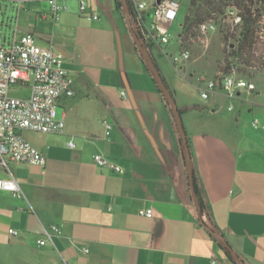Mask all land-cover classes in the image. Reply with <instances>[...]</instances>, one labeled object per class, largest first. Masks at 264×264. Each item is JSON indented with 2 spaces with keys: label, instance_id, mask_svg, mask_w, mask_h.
Wrapping results in <instances>:
<instances>
[{
  "label": "crops",
  "instance_id": "obj_1",
  "mask_svg": "<svg viewBox=\"0 0 264 264\" xmlns=\"http://www.w3.org/2000/svg\"><path fill=\"white\" fill-rule=\"evenodd\" d=\"M85 2L98 19L83 16L79 0H66L70 11L58 21L48 0L0 2L1 39L6 15L16 12L8 35L32 33L61 53L75 90L55 110L64 132L40 133L44 140L33 142L45 166L0 165V179L14 177L25 194L0 190V264H235L212 230L245 264H264V128L245 129L241 115L221 117L226 96L219 91L205 106H180L183 114L199 113L184 124L211 214L200 218L175 118L134 40L129 10L123 0ZM96 154L122 172L99 167ZM150 209L152 218L140 213ZM52 224L62 235L39 247L43 227ZM11 228L21 234L11 237Z\"/></svg>",
  "mask_w": 264,
  "mask_h": 264
},
{
  "label": "built area",
  "instance_id": "obj_2",
  "mask_svg": "<svg viewBox=\"0 0 264 264\" xmlns=\"http://www.w3.org/2000/svg\"><path fill=\"white\" fill-rule=\"evenodd\" d=\"M12 2L19 7L40 0H0ZM50 14L53 21H58L63 13L69 12L70 7L66 0H48ZM133 8V22L135 31L142 44L153 56L155 49H160L171 41V27L176 22L181 3L178 0H130ZM80 13L92 19L98 15L92 14L85 0H79ZM226 21L231 31L239 30L243 25L241 11L233 4L227 8ZM221 33L218 22L210 21L200 26L199 34L207 36ZM264 33L261 32L263 39ZM264 41V40H263ZM191 59L189 50L184 49L181 56L173 58V66L177 71ZM65 57L53 50L37 44L32 33L20 37H4L0 42V165L9 169V162L17 164H34L45 166V156L22 135L23 131L36 133L62 134L65 130V121L55 118L58 101L63 97L75 96L74 81L64 67ZM236 71L225 76H217L208 81L207 77L200 78L199 91L202 98L208 100L215 92H222L230 100L229 110L234 107V101L240 98L242 90L252 91L251 84ZM205 83V87H203ZM25 86L30 89L29 97L10 96L11 87ZM122 98L127 99L126 90L121 92ZM106 136L111 134L112 125L105 123ZM252 126L259 130L264 128L260 120L255 119ZM75 147L74 143H70ZM99 167H110L116 172H122L121 167L108 160L101 154L94 156ZM0 190L12 193L15 197L25 198L17 180L0 179ZM149 218L153 211L140 212ZM63 233L60 225L52 224L43 227V237L38 240V246L54 245V238ZM21 232L9 229L11 237H18ZM88 252V250H86ZM211 264H218L215 259Z\"/></svg>",
  "mask_w": 264,
  "mask_h": 264
},
{
  "label": "rangeland",
  "instance_id": "obj_3",
  "mask_svg": "<svg viewBox=\"0 0 264 264\" xmlns=\"http://www.w3.org/2000/svg\"><path fill=\"white\" fill-rule=\"evenodd\" d=\"M178 1L181 3V10L176 22L172 25L170 30L171 41L168 45L163 47L165 54H163L160 49H155L153 54L161 72L164 76H166L172 86V92L179 107L184 105L202 107L208 104V100L202 98L200 94V78L203 79L207 77L208 81L217 78L218 64L224 58L223 48L225 44L222 41L221 33H213L207 36H200L199 34V36L192 41L191 45L186 48L191 53V59L183 66L180 72L177 71L172 62L174 57L181 56L184 51L180 44V33L190 5V0ZM15 18L16 12H8L6 15V24L8 26L5 27L4 25L5 36L3 35V38L11 37L8 35L11 32L9 26ZM261 31L264 33V22L262 23ZM2 40L3 39H1L0 36V42ZM256 73L257 75L254 78L245 77L251 84L253 90H242V96L234 101L235 105L231 111H228V104H230V100L228 98L219 100L221 117L227 119L231 115H241L240 122L242 126L245 129L248 128L250 131H253L254 129L252 122L255 119L260 120V122L264 124V70L260 72L256 70ZM205 86L206 85L204 83L203 87ZM30 92L31 91L28 87L15 86L11 87L9 94L12 97L23 98L29 97ZM198 114L199 113L196 111H190L187 114H183L184 123L186 121L188 124V121L191 119L196 120ZM222 134L228 135L229 133L228 131H222ZM22 135L32 145L33 142L41 141L45 138L44 134L36 132L23 131Z\"/></svg>",
  "mask_w": 264,
  "mask_h": 264
},
{
  "label": "trees",
  "instance_id": "obj_4",
  "mask_svg": "<svg viewBox=\"0 0 264 264\" xmlns=\"http://www.w3.org/2000/svg\"><path fill=\"white\" fill-rule=\"evenodd\" d=\"M127 4L129 6L128 15L133 19L132 3L130 0H127ZM232 4L241 11L243 16V25L239 30L235 31L230 30L229 24L226 21L227 8ZM118 6L121 8V1L118 2ZM210 21H215L220 24L222 41L225 44L223 48L224 58L218 64L219 76L229 75L236 71L243 76L254 78L257 75L256 70L258 72L264 70V41L261 38L262 23L264 22V0H190L188 13L180 33L181 48L186 49L191 45L192 41L199 36L200 26ZM152 58L157 64L156 59L154 57ZM147 68L153 75L148 64ZM162 76L167 87L172 91L163 73ZM157 88L172 113L169 101L165 98L158 85ZM181 113L183 114L184 111L181 110ZM179 147L183 151V138L181 133L179 135ZM193 173L196 191L198 197H200L201 215L204 216L207 213L211 219L208 207L202 199L194 168ZM213 233L215 234V232ZM215 239L225 256L233 263L238 264L232 256V247L224 244L219 238ZM240 262L241 264H245L242 260Z\"/></svg>",
  "mask_w": 264,
  "mask_h": 264
},
{
  "label": "water",
  "instance_id": "obj_5",
  "mask_svg": "<svg viewBox=\"0 0 264 264\" xmlns=\"http://www.w3.org/2000/svg\"><path fill=\"white\" fill-rule=\"evenodd\" d=\"M123 2L125 3L124 10L127 12L129 10L127 0H123ZM130 28L132 30V34H133V37H134V40L137 44L138 49L143 54V56L145 58V62L149 65L151 71L153 72L154 79L157 82V85L159 86L163 95L169 101V103L171 105V110H172L173 116L175 118L176 126H177V128H178V130L181 133L182 138H183V153H184V156L186 157V163H187V168H188V173H189L190 187L192 190L193 200H194L195 204L197 205V207L199 208V211H200L201 210V204H200V200H199V197H198V194L196 191V186H195V181H194V173H193V168H192V163H191V147L189 144L188 135H187L186 128L184 125L183 114L181 113L180 107H179V105H178V103H177V101L173 95V92L167 87V85L163 79L161 69L153 61L151 55L148 53V51L146 50V48L142 44L139 36L134 31L131 24H130ZM200 218H201V214H200ZM212 232H215V231H212ZM215 234L224 244H226L227 246H230L229 243L226 241L225 236L220 235L216 232H215ZM231 253H232L234 260L238 264H241L239 255L233 249L231 250Z\"/></svg>",
  "mask_w": 264,
  "mask_h": 264
}]
</instances>
